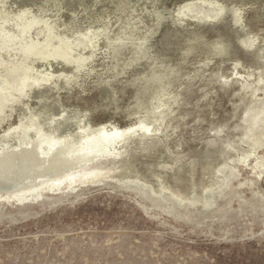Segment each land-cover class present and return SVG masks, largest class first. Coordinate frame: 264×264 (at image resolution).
Wrapping results in <instances>:
<instances>
[{
    "label": "rangeland",
    "instance_id": "obj_1",
    "mask_svg": "<svg viewBox=\"0 0 264 264\" xmlns=\"http://www.w3.org/2000/svg\"><path fill=\"white\" fill-rule=\"evenodd\" d=\"M218 1L229 8L241 9L245 31L253 32L264 46V0ZM189 2L191 0H143L142 12L153 22L147 31L149 34L140 39L138 33L146 30L145 21L133 18L127 25L119 17L129 10L133 12L141 0H79L78 10L72 13V23L64 27L58 24L63 23L61 14L64 13L59 0L33 3L32 13L44 20L54 19L52 25L57 30L71 32V26L78 27L73 32L76 37L72 46L79 51L83 45L77 46L83 43L80 32L90 27L99 28L102 20H114L93 39L92 57L85 69L76 73L65 89L56 91L59 102L68 110L84 115L85 122L92 127L100 124L124 127L144 117L143 112L133 114L141 84L133 80L141 70L143 73L151 71L155 65L152 58L161 61L157 64L159 68L155 67L158 70L162 69V64L166 66V62L167 66L177 65L180 76L169 88L177 97L174 103L172 101L171 113L161 122V131L148 141L153 143L148 147L150 151L138 148L139 141L135 140L125 153L123 148L122 155L115 160L92 165L102 172L125 169L133 176L102 178L95 185L86 183L65 192L44 193L42 198L32 199L25 206L0 205V264H264V164L260 153L263 147L254 149L242 143L238 129L245 127L240 120L241 103L244 99L255 102L264 98V79L251 72L254 67L249 65V56L238 39L243 30L229 24V8L226 7L220 19L203 22L205 25L173 21L174 11ZM194 9L213 15L202 6ZM148 10H153V15L148 14ZM78 21L82 22L80 27ZM36 23L34 21L19 37L8 28L3 29L0 23L6 35L0 52L27 53L24 40L28 37L43 43V22L42 25ZM109 26L112 32L107 29ZM216 41L223 45L220 46L223 56L211 46ZM187 49L190 51L184 57ZM179 59L184 61L179 64ZM234 61L237 70L245 76L242 90L232 82H224L223 75L229 74ZM214 72L220 76L211 83ZM107 89L114 93L104 95ZM37 102L31 99L28 104L36 107ZM18 105L12 104L7 109L0 134L16 122ZM247 152L249 157L243 162L242 155ZM216 158L220 161L240 159L232 172L235 177L229 184L230 196L222 195V175L221 185L214 190L216 194L209 193L194 206L178 204L165 191L162 197H156L138 177L139 174L149 175L151 171L161 173L170 185L184 192L189 184L188 164L195 162L198 168H194L193 180L200 182L202 165L209 160L215 165ZM248 180H254V186H248ZM153 188H157L156 183Z\"/></svg>",
    "mask_w": 264,
    "mask_h": 264
},
{
    "label": "bare ground",
    "instance_id": "obj_2",
    "mask_svg": "<svg viewBox=\"0 0 264 264\" xmlns=\"http://www.w3.org/2000/svg\"><path fill=\"white\" fill-rule=\"evenodd\" d=\"M37 1L39 0H0V23H2L3 29L8 28V30L13 31L16 37H19L24 30H28L30 25L36 21V24L40 25L43 22V34H45L43 43L34 41L31 37L25 39L24 46L25 51H27L25 54H8L5 50L0 52V82H4L3 85H0V109L3 108V111L0 112V124L6 120L7 109L11 108L10 105L19 103L17 109H15L17 114L16 122L0 134V205L25 206L31 203L30 200L32 199L42 198L44 193L65 192L66 189L81 188V185L86 183L95 185L101 182L102 178H112L111 180H113L116 177L133 176L131 171L125 172V169L116 171L111 169L110 172H102L98 168L93 169L92 165L99 161L115 160L122 155L123 151L121 152V150L124 148L125 153L130 143L135 140L139 141L138 148L149 150L151 147L149 149L148 147L152 146L153 143L149 144L148 141L161 131V122L168 113H171L172 101L177 97L175 96L176 94H172L173 92L169 91V88L174 85L176 77L180 76V71L176 68L177 65L175 67L167 66L169 64L166 62L167 65L163 66L164 64H162V69L158 70L155 67L159 68L157 64L161 61L152 58L155 65L150 68L151 71L143 73L140 69L141 71H138L141 74L133 80V82L136 80L141 82L138 85L137 99L135 98L137 101L133 107V114L136 116L138 113L143 112L142 115L144 114V117L138 118L137 122L135 121V123L124 127L112 124H100L92 127L85 122L84 115L80 114V112L70 111L68 110L69 108L64 107L56 97V91L57 89L60 91V88L62 90L65 89L73 81L76 73L85 69L87 62L92 57L90 52L93 49V39L101 31L103 33L106 25L113 24L114 20L106 21L101 19L102 24L99 25V28L90 27L85 32H80L83 43H77V46L83 45L82 51H79L72 46V40L76 37L73 32L78 27L76 25L71 26L73 28L71 32H66L65 29L57 30L55 25H52L54 19H48L47 17L44 20L41 17L39 18V15H36L37 13H32L33 3ZM59 2L63 7L64 13L61 14L63 23L58 22V24L64 27L66 24L72 23V13L79 7V0H59ZM142 4L143 0H141L139 5H136L133 12L129 10V12L123 13L119 17L127 25L132 23L133 18L145 21L144 23L147 26L144 29L146 30L138 33L139 39L149 34L147 31L153 22L149 15L142 12ZM226 5L225 3L224 5L221 4L218 0H196V2L191 0V2L185 3L177 11H174L172 18L175 23L181 21L186 25H197L203 22L213 23L221 18L222 13H226ZM198 6L208 8L213 12V15L206 14L200 9H194ZM84 7L86 6L84 5ZM227 10L230 12L227 19L229 18L231 27L243 30L242 34L239 32L241 35L238 36V39L249 56V65L254 67L251 72L259 74L264 79V46L259 44L258 37L252 35L253 32L245 31L244 23H242L241 19L242 16H240L241 9L230 6ZM146 12L151 15L154 13L153 10ZM81 24L82 22H79V27ZM112 26L107 28L111 32L113 30ZM0 33L1 44V41L6 36L1 26ZM54 40L56 41L53 44ZM211 46L214 51L219 53V56H223L222 48L220 47L223 46L221 42H213ZM257 46L261 47V49ZM189 51L190 49H187L183 52L184 57ZM183 61L184 59H179V64ZM231 65L229 74L224 73L223 75L224 82H232V85L236 84L237 88L242 90L244 85L242 77L245 76L237 70L235 61ZM125 67L123 66V68ZM218 76H220L218 72H214L209 81L214 83ZM232 76L235 78H232ZM224 88H226L225 85ZM109 92L114 93L109 90L108 93L104 91V95L111 94ZM237 97H240V93L237 94ZM31 99L38 101L36 107L28 104ZM241 105L243 106V113L240 116V120L245 127H238L241 132L239 140L249 148L263 147V151L260 153L264 164V98H258L255 102L244 99ZM228 147L229 144H227ZM229 148L231 150L232 147ZM216 156L218 157V155ZM246 157H249L248 152L242 155L241 159L243 162ZM216 159L215 165H212L214 161L211 160L210 162L209 160L204 162L202 167L200 166L203 173L200 182L193 180V176L196 175L193 172L194 168H198L195 162L188 164L189 184L184 192L170 185L161 173H154L150 170L151 173L147 172L149 175L139 174L138 177L143 180L144 187L150 189L156 197H162L161 194L165 191L178 204L194 206L196 202L202 201L204 197H207L209 193L212 195L216 194L214 190L221 185L219 180L222 175L224 177V194L222 195L223 197L230 196L231 186L229 184L235 177L232 172L236 169L235 162L239 163L240 159H224L221 161L218 158ZM91 167L93 170H91ZM185 178L187 179V177H184V180H186ZM155 183L157 185L156 189L153 188ZM247 185L254 186V180H250Z\"/></svg>",
    "mask_w": 264,
    "mask_h": 264
},
{
    "label": "snow or ice",
    "instance_id": "obj_3",
    "mask_svg": "<svg viewBox=\"0 0 264 264\" xmlns=\"http://www.w3.org/2000/svg\"><path fill=\"white\" fill-rule=\"evenodd\" d=\"M237 15H239V13H237ZM237 22H239V21H237Z\"/></svg>",
    "mask_w": 264,
    "mask_h": 264
}]
</instances>
